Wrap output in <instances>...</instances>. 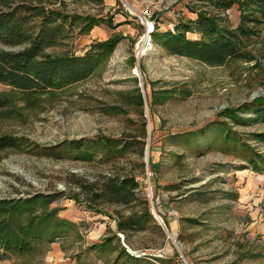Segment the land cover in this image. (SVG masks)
Segmentation results:
<instances>
[{"label": "rangeland", "instance_id": "374dc122", "mask_svg": "<svg viewBox=\"0 0 264 264\" xmlns=\"http://www.w3.org/2000/svg\"><path fill=\"white\" fill-rule=\"evenodd\" d=\"M28 1L70 16L65 39L47 49L54 57L118 40L92 76L66 88L30 95L0 83V137L16 142L0 152V202L17 223L65 233L35 256L8 261L114 264L118 253L100 247L110 238L137 264H264V170L250 165L264 161L255 138L264 133L255 115L264 106V25L243 59L209 64L171 54L157 35L203 12L235 29L237 4ZM123 179L139 185L131 203L96 197ZM147 208V228L125 241L119 218Z\"/></svg>", "mask_w": 264, "mask_h": 264}, {"label": "trees", "instance_id": "16d2710c", "mask_svg": "<svg viewBox=\"0 0 264 264\" xmlns=\"http://www.w3.org/2000/svg\"><path fill=\"white\" fill-rule=\"evenodd\" d=\"M95 1L100 3L102 0ZM235 4L240 11V23L235 29L223 26L215 17L203 12L198 14L196 20L177 26L175 33L168 31L157 35L156 40H161L164 48L173 55L209 64L243 59L246 42L257 35L264 25V0H218L215 3L222 10ZM69 19L70 16L28 0H0V83L30 95H38L52 89L66 88L92 76L113 51L118 38L95 43L83 56L73 54L54 57L47 49L65 39ZM192 30L201 35L198 40L187 38V33ZM5 107L6 101L0 98V111ZM255 115L256 121L264 122V106ZM255 138L264 144V133L256 134ZM15 145L16 142L11 137H0V152ZM261 163L263 166L250 158V165L257 171L264 170V161ZM138 187L134 179L109 181L103 192L96 194V197L129 204L136 199ZM143 203L148 204L145 200ZM14 213L7 203L0 202V262L35 256L43 247L65 235L63 232H38L39 226L33 224V221H30L29 226L17 223L11 220ZM151 219L147 208L139 215L119 218L117 230L129 242L131 232L128 231L145 230ZM112 242V239L106 238L100 247H109L112 253H118L114 264L122 259V264H137L141 261L132 257L124 247H111Z\"/></svg>", "mask_w": 264, "mask_h": 264}, {"label": "bare ground", "instance_id": "6f19581e", "mask_svg": "<svg viewBox=\"0 0 264 264\" xmlns=\"http://www.w3.org/2000/svg\"><path fill=\"white\" fill-rule=\"evenodd\" d=\"M149 28L151 29V25H149ZM149 32H151V30H150ZM149 35H150V34H147V36H146V42L144 43L143 50H145V49H146V46L148 45V38H149Z\"/></svg>", "mask_w": 264, "mask_h": 264}, {"label": "crops", "instance_id": "0c3cea01", "mask_svg": "<svg viewBox=\"0 0 264 264\" xmlns=\"http://www.w3.org/2000/svg\"><path fill=\"white\" fill-rule=\"evenodd\" d=\"M0 264H11V262L7 260V261L0 262Z\"/></svg>", "mask_w": 264, "mask_h": 264}]
</instances>
